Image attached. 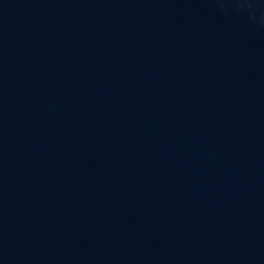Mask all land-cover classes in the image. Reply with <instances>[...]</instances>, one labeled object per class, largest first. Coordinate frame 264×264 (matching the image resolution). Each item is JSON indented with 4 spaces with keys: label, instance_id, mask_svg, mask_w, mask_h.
<instances>
[{
    "label": "water",
    "instance_id": "obj_1",
    "mask_svg": "<svg viewBox=\"0 0 264 264\" xmlns=\"http://www.w3.org/2000/svg\"><path fill=\"white\" fill-rule=\"evenodd\" d=\"M0 264H264V0H0Z\"/></svg>",
    "mask_w": 264,
    "mask_h": 264
}]
</instances>
